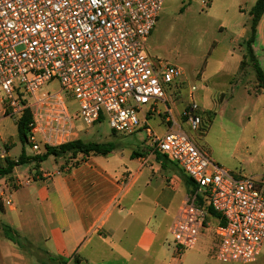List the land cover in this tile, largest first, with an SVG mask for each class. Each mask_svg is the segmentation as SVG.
<instances>
[{
  "label": "built area",
  "instance_id": "built-area-1",
  "mask_svg": "<svg viewBox=\"0 0 264 264\" xmlns=\"http://www.w3.org/2000/svg\"><path fill=\"white\" fill-rule=\"evenodd\" d=\"M163 3L0 0V118L16 122L29 110L25 140L40 153L75 139L78 118L87 125L107 120L114 132L130 134L139 128L140 117L162 110L171 125L161 134L147 125L146 146L174 161L193 183L169 230L176 252L194 246L213 219L215 258L248 263L264 243V186L260 179L220 167L184 130L171 129L173 98L186 89L180 118L189 130L198 129L201 118L192 98L196 86H185L177 66L146 53V38ZM51 80L59 89L38 95ZM69 100L76 102L74 112ZM7 144L0 138V162L8 155Z\"/></svg>",
  "mask_w": 264,
  "mask_h": 264
},
{
  "label": "rangeland",
  "instance_id": "rangeland-1",
  "mask_svg": "<svg viewBox=\"0 0 264 264\" xmlns=\"http://www.w3.org/2000/svg\"><path fill=\"white\" fill-rule=\"evenodd\" d=\"M253 4L254 0H165L145 45L150 58L177 66L185 86H196L192 98L199 106L197 113L201 123L198 129L189 130L182 118L175 120L171 129L184 130L219 166L235 175L260 179L264 186V90L255 91V73L249 63L239 66L245 50L243 41L250 32L248 10ZM59 87L57 80H51L41 86L37 94L52 93ZM184 94L188 99L187 89ZM177 97L174 96L173 101ZM67 106L70 112L77 108L73 100H69ZM165 117L162 110L150 112L145 119L140 117L139 128L130 134L114 132L107 120L87 125L78 118L74 121L75 139L111 142L124 159L127 153L149 142L144 130L147 125L157 134L168 129L171 123H167ZM0 138L7 140V157L11 160H16L21 151L26 156L37 154L26 140L19 139L13 117L0 118ZM72 157L80 156L68 152L49 156L39 166L34 162L17 165L11 174L0 178L3 207L0 226L9 224L14 228L19 225V217L25 214H20L17 198L37 185L34 180L40 176L39 168L52 172L76 163L77 159ZM27 178L31 180L28 183ZM7 197L17 207L14 212L4 203ZM32 214L30 207L25 221L27 231H33ZM169 220L168 215L162 219L157 238L163 243L164 264H200L202 258L205 264H243L222 263L215 258L218 237L214 234L213 219L209 228L202 229L194 246L176 252ZM26 228L21 232L16 230L19 243L8 242L19 252L33 256L34 248ZM261 255L264 256V243ZM262 259L257 264H264V257ZM35 262L39 264V259Z\"/></svg>",
  "mask_w": 264,
  "mask_h": 264
},
{
  "label": "crops",
  "instance_id": "crops-1",
  "mask_svg": "<svg viewBox=\"0 0 264 264\" xmlns=\"http://www.w3.org/2000/svg\"><path fill=\"white\" fill-rule=\"evenodd\" d=\"M251 46L264 72V12ZM184 93L171 104L174 120L188 102ZM116 150L105 155L78 154L76 163L52 172L39 168L37 185L17 198L20 214L25 215L14 227L19 232L26 228L31 207L33 231L26 228V232L33 256L16 250L2 234L0 264H37L38 259L39 264H164L163 243L157 239L159 224L168 215L170 230L193 183L174 161L151 152L146 144L124 159ZM7 198L14 212L17 207ZM262 257L260 252L255 260L243 264H257ZM202 259L200 264H205Z\"/></svg>",
  "mask_w": 264,
  "mask_h": 264
},
{
  "label": "trees",
  "instance_id": "trees-1",
  "mask_svg": "<svg viewBox=\"0 0 264 264\" xmlns=\"http://www.w3.org/2000/svg\"><path fill=\"white\" fill-rule=\"evenodd\" d=\"M263 12H264V0H256L248 11V14L250 16V21H249L250 32L248 37L243 41L245 50L243 57L240 61V66L249 63L255 73V81H256L257 89L264 90V72L262 71L258 61L256 60V57L253 53L251 46L255 36L256 25ZM29 118H30L29 110H24L23 113L16 120V131L19 139L22 142L26 138V133L28 129L27 123L29 121ZM113 148L114 145L111 142H96V141L85 142L77 138L67 143L61 144L59 146H46L42 152L37 153L33 156H26L24 152L21 151L19 157L16 160H11L8 157H6L4 162H0V178L8 174H11L13 168L17 165L34 162L37 166H39V163L45 160L49 156L56 157L66 152L75 156L78 154H82L83 156H85L88 155L89 153L105 155L109 153ZM0 210H3L1 203H0ZM207 210L209 214H211L212 216H216V213L213 211V209L210 206L207 207ZM1 230L5 238L9 239L14 243H19L17 231L9 224H2ZM65 262L66 261H63L62 264H64ZM74 264H77V262L75 261Z\"/></svg>",
  "mask_w": 264,
  "mask_h": 264
}]
</instances>
